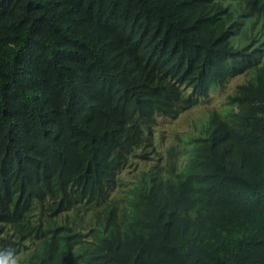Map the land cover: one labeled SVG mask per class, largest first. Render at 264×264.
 <instances>
[{"label":"trees","instance_id":"trees-1","mask_svg":"<svg viewBox=\"0 0 264 264\" xmlns=\"http://www.w3.org/2000/svg\"><path fill=\"white\" fill-rule=\"evenodd\" d=\"M190 150L202 183L169 189L151 161ZM15 261L264 264V0H0V264Z\"/></svg>","mask_w":264,"mask_h":264},{"label":"clouds","instance_id":"clouds-1","mask_svg":"<svg viewBox=\"0 0 264 264\" xmlns=\"http://www.w3.org/2000/svg\"><path fill=\"white\" fill-rule=\"evenodd\" d=\"M193 95L196 96V94ZM201 106H206V112L204 116H206L208 119L207 113L210 112L211 109L210 106H208V104L205 101H202L197 106L193 107L192 110H190V112L198 110ZM192 127L193 126L191 125L189 128L184 129V131L177 132V135L176 134L172 135L168 140H165L168 137L167 135L168 129H167L162 136L163 150L168 148L170 149L171 152L175 151L178 148V141H179L178 135L184 133L187 129H191ZM170 139H172V144H167V141H169ZM183 154L184 153L180 154L177 157L164 154L161 158L157 159L156 162L151 161V165L153 163L162 166L161 172L165 175H169L170 178L174 181V182L171 181L169 183V189L172 188L174 189L173 186L174 184L183 185L184 183L185 185H190L185 181H182V178L193 177L195 183H202L203 181L202 173L206 171L197 168V162L196 159L192 156V151L190 150L186 155ZM171 162H176L177 166L176 167L170 166ZM184 170H188V173L186 175L184 174ZM118 220H119V214L116 213L115 221L118 222ZM119 227L120 229L117 228L119 246L121 248H125V247L128 248L129 246H131L132 236L135 233L137 226L135 224H127V225H119ZM13 264H20V261H15Z\"/></svg>","mask_w":264,"mask_h":264},{"label":"rangeland","instance_id":"rangeland-1","mask_svg":"<svg viewBox=\"0 0 264 264\" xmlns=\"http://www.w3.org/2000/svg\"><path fill=\"white\" fill-rule=\"evenodd\" d=\"M241 80V79H239ZM239 80H233V85L237 84ZM231 84V86H232ZM229 86V88L231 87ZM228 97V91L224 93H215L213 94V97L210 99L211 103L209 104L210 109H216L219 110L221 109L223 103L227 100ZM206 112V106H201L198 110L196 111H191L189 114L184 115L175 125L174 127L168 129L167 135L168 137L165 140H168L172 135H177V132L184 131V129L190 127V123L193 120H197L202 118ZM167 144H172V139L167 141Z\"/></svg>","mask_w":264,"mask_h":264}]
</instances>
